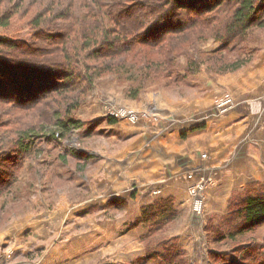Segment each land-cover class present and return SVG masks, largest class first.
I'll return each mask as SVG.
<instances>
[{
    "label": "rangeland",
    "instance_id": "374dc122",
    "mask_svg": "<svg viewBox=\"0 0 264 264\" xmlns=\"http://www.w3.org/2000/svg\"><path fill=\"white\" fill-rule=\"evenodd\" d=\"M4 1L16 13L8 27L0 25V36L30 38V19L41 0H26V8L20 9L21 0ZM220 45L209 38L199 48L208 52ZM250 45V63L235 72L214 73L203 63L185 76L187 57L180 56L182 80L165 85L149 78L135 97L129 93L127 77L112 73L95 78L72 112L80 121L78 128L61 140L35 138V150L18 153L12 160L13 175L5 178L0 193V264H264V222L248 226L239 215L246 196L264 194V178L218 192L222 189L218 168L207 189L196 184L188 190L184 180L168 176L172 167L165 171L158 160L148 178L128 175L130 169L143 167L138 161L166 134L151 133L149 141L141 142L135 125L143 119L153 128L176 119L159 114L157 105L213 97V108L221 114L225 111L217 110L216 102L225 93L233 98L242 84L241 91L253 96L251 111L260 113V94L254 91L264 73V65L259 67L264 59V27L254 29ZM233 102L228 109L234 98ZM28 110L34 111L9 113V125L27 122L38 108ZM123 110L133 112L137 120L118 116ZM192 125L172 127L184 128L180 136L186 139L196 128ZM206 199L209 207L204 210Z\"/></svg>",
    "mask_w": 264,
    "mask_h": 264
},
{
    "label": "trees",
    "instance_id": "16d2710c",
    "mask_svg": "<svg viewBox=\"0 0 264 264\" xmlns=\"http://www.w3.org/2000/svg\"><path fill=\"white\" fill-rule=\"evenodd\" d=\"M4 5L6 28L16 12ZM263 12L261 0H41L30 38L0 36V193L12 160L35 150V138L65 139L80 126L71 115L95 78L127 77L135 97L149 78L182 80L183 55L185 76L203 63L214 73L238 71L252 59L250 35L264 27ZM209 38L221 45L203 52L199 44ZM31 108L38 110L30 120L9 125V113ZM239 215L248 226L263 223L264 194L246 196Z\"/></svg>",
    "mask_w": 264,
    "mask_h": 264
},
{
    "label": "crops",
    "instance_id": "0c3cea01",
    "mask_svg": "<svg viewBox=\"0 0 264 264\" xmlns=\"http://www.w3.org/2000/svg\"><path fill=\"white\" fill-rule=\"evenodd\" d=\"M259 64V67L263 68L261 65H264V59ZM257 76L258 73H255V77ZM255 85L257 87L254 93H259L261 100L259 114H254L251 111L253 96L246 89L241 91L244 87L242 84L233 93L234 106L221 114L215 112L216 110L213 108V97H209L206 101L196 100L189 104L183 103L170 107L155 106L159 114L176 119L171 120L174 123L168 125L166 123L153 128H150V124H143V119L135 125L137 128L134 130L140 132L139 137L143 139L141 142L149 141L151 133H154L155 136L166 134L154 145L149 146L150 150L148 151L142 143L141 146L144 147L146 154L143 156L144 160L138 162L144 163L143 167L137 170L130 169L129 171L133 172L128 175L148 178L147 173L153 169V164L158 160L159 163H164L165 171L166 167L171 166L172 170L168 176L174 180H184L185 188L188 190L196 184H199L198 189L204 185L207 189L208 182L213 177V170L218 168H222V175L218 176L221 179L219 185L222 186V189L215 190L218 192L226 189L227 192H231L236 186H243L247 180L264 178L263 72ZM236 91L241 95H238ZM184 123L193 124L192 126L196 127L188 133L186 139H182L180 136V131L183 132L184 128H180L181 130L178 128ZM138 125H141L140 128ZM172 126L178 127L174 129ZM146 137L150 139L146 140ZM252 144L254 146L250 147ZM212 191L209 192L212 193ZM192 196L193 198L197 197V195ZM208 207L206 199L203 209L207 210Z\"/></svg>",
    "mask_w": 264,
    "mask_h": 264
},
{
    "label": "built area",
    "instance_id": "2783aa9c",
    "mask_svg": "<svg viewBox=\"0 0 264 264\" xmlns=\"http://www.w3.org/2000/svg\"><path fill=\"white\" fill-rule=\"evenodd\" d=\"M233 98L229 93H225L223 94L220 99L216 102L215 104V108H221L222 110L219 111H226L228 109V106L231 107L233 105ZM218 110V109H217ZM112 116H116V114L111 113ZM118 116H127L129 118H131V120L133 122H135L137 120V115H135L133 112L131 111H121L120 113H118Z\"/></svg>",
    "mask_w": 264,
    "mask_h": 264
},
{
    "label": "bare ground",
    "instance_id": "6f19581e",
    "mask_svg": "<svg viewBox=\"0 0 264 264\" xmlns=\"http://www.w3.org/2000/svg\"><path fill=\"white\" fill-rule=\"evenodd\" d=\"M219 110L221 109V108H218ZM222 110V109H221Z\"/></svg>",
    "mask_w": 264,
    "mask_h": 264
}]
</instances>
